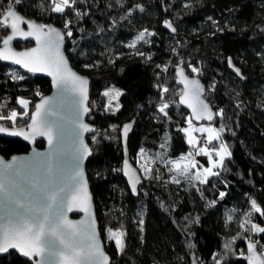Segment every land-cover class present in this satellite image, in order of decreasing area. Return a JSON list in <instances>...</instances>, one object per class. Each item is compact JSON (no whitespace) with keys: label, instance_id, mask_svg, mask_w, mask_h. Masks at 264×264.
<instances>
[{"label":"trees","instance_id":"1","mask_svg":"<svg viewBox=\"0 0 264 264\" xmlns=\"http://www.w3.org/2000/svg\"><path fill=\"white\" fill-rule=\"evenodd\" d=\"M0 4L7 7L8 0H0ZM137 4L144 10L135 9ZM13 6L22 16L64 31L65 20L74 21L70 25L73 36L65 37V52L73 67L90 77L88 120L96 131L86 137L93 154L85 164L86 175L111 264H190V254L200 264H215L214 254H220L221 264H247L239 254H247L243 239L231 250L223 245L238 233L264 243V234H250L241 227L244 214L251 210L250 198L264 209V0H120L119 4L116 0H78L77 7L88 11L79 19L72 10L66 16L51 12L49 0H22ZM129 8L133 9L130 13ZM166 20L172 22L175 33L165 28ZM145 29L155 33L148 38L150 43L128 47ZM6 33L0 29V37ZM30 44L14 43L18 48ZM228 58L240 68L243 78L229 69ZM181 59L186 62L181 65L185 72L205 84V98L212 109L224 110L223 117L211 122L192 118V123L226 127L222 139L232 156L225 162L226 170L209 184L183 179L180 184L172 183L170 177L175 173L169 172L170 163L155 159L159 155L172 161L189 147L186 134L180 131L187 127L186 118L192 117L179 104L182 89L177 84L176 65ZM188 63L200 73H192ZM157 65H168L169 70L164 72ZM13 70L25 78L12 80ZM213 84L215 90H209ZM157 85L168 87L170 92L164 98L175 102L168 109L170 119L158 112L162 100ZM110 88L123 93L118 111L105 110L108 97L103 93ZM50 89L49 79L0 61V102L8 101L7 109L0 111L5 114L11 108L22 111L16 103L22 97L30 101V117L37 100ZM29 117L18 119V125H25ZM0 123L9 126L7 121ZM127 123L131 124L126 140L129 159L142 173L135 161L144 148L151 163L148 167L153 169L152 178L142 173L136 195L122 174L121 129ZM166 135L170 140L161 148ZM35 145L43 146V141ZM29 147L20 139L0 136V154L5 158L27 152ZM157 172L159 179L155 178ZM220 192L226 193L222 199ZM252 222L264 226V217L253 213ZM108 227L125 232L123 253L117 251L114 240H106ZM189 242L195 247L188 248ZM0 264L30 263L12 251L0 257Z\"/></svg>","mask_w":264,"mask_h":264},{"label":"snow or ice","instance_id":"2","mask_svg":"<svg viewBox=\"0 0 264 264\" xmlns=\"http://www.w3.org/2000/svg\"><path fill=\"white\" fill-rule=\"evenodd\" d=\"M86 3L87 0H81ZM119 4L120 0H116ZM22 0H8V6L0 4V29L7 30L9 34L0 37V60L11 61L20 65L30 73L47 72L52 77L53 85L58 89V97L62 103L53 104L52 98L42 97L39 103H35L34 111L30 115V122L25 127H18V119L29 117L28 99L18 97L16 103L22 111L15 108L0 111V121L9 122V126L0 123V134L11 136H22L26 141L35 142L37 137H46L49 150L47 152H36L30 159L12 156L9 160L0 158V254H8L10 249L18 252L32 264H109V256L101 247L100 239L96 231V219L92 214L91 196L88 193L87 181L84 177L83 162L92 154L88 144L84 142V134L96 130L83 120V115L90 112L86 104L88 99V79L74 72L68 64V60L62 51L65 37H72L73 31L70 27L74 23L71 19L64 22V30L57 29L52 25L41 24L29 20L18 13L13 5H19ZM50 11L53 13L67 15L68 10L75 13L77 19L88 15V11H81L77 5L78 0H49ZM111 7V5H109ZM135 9L143 11L142 5H135ZM129 8V13L132 11ZM126 17H122L125 19ZM211 20V17H209ZM215 23V22H213ZM167 28L173 32L171 21H164ZM27 26V30L23 27ZM222 31V30H221ZM215 34V33H213ZM155 33L145 29L128 44L135 48L138 43H150L149 37ZM35 40V47L26 50H15L12 46L16 39ZM175 51V50H173ZM137 55L145 56L143 52L137 51ZM151 59V56H146ZM111 62V61H110ZM186 62L181 59L176 65V73L179 82L183 84L180 92L179 104L187 105L192 109V117L186 118L188 127L180 131L186 134L187 144L195 149L196 155L208 158V167L199 165L194 159L193 153L189 152L181 157V160L189 161L181 167L178 161L164 160L170 163L169 172L175 173L170 177V182L180 184L181 180L198 181L200 184L211 183L212 177H219L222 170H226L225 162L232 156L229 145L222 139L226 127L221 125L219 129L214 126L195 127L192 118L197 120L206 119L211 122L217 116L223 117L224 110L217 109L213 112L211 105L203 97L205 87L195 78L185 75V68L181 65ZM230 67L236 74L241 75L240 69L235 68L231 58H228ZM90 67V65H85ZM162 71L169 70L168 65H157ZM187 67L192 73H200L198 67L188 63ZM160 73H157L159 76ZM12 80H23L25 77L13 70L10 74ZM160 89L162 102L157 106L158 112L163 117H168V109L175 103L166 100L164 94L170 89L163 85H157ZM209 90H215V84ZM78 93L69 97L68 93ZM114 93V94H113ZM123 93L119 89H107L103 95L108 97L105 106L106 111H118L120 108L119 97ZM36 95L40 96L39 92ZM113 101L115 105L113 106ZM8 101L0 102V110L7 109ZM113 131L116 126H112ZM131 124L123 125L121 131L125 141L127 140ZM206 133L205 145L220 141L218 146L209 149L207 146L197 148L200 142L193 133ZM96 141V136L92 137ZM170 140L164 137V143L160 145L165 148ZM140 154L145 157V149H140ZM215 155L216 159H213ZM124 163L125 175L128 176L133 193L137 192L140 177L135 175V170ZM142 171L152 178L153 169L146 164L140 165ZM195 170V171H193ZM156 179H159L157 172ZM226 195L220 192L222 199ZM251 210L246 212L245 220L241 224L248 233L264 234V226L252 222L253 213H259L264 217V209L255 198H250ZM212 204L215 201L210 202ZM74 210L85 214L86 219L74 222L68 219V212ZM233 219L231 215L227 217ZM198 221V218H197ZM246 225H251L246 227ZM107 240H114L117 251L123 253L126 247L125 232L121 229L108 227L105 229ZM243 239L247 245V254L241 251L248 264H264V243L253 239L252 235L238 233L231 241L224 243L225 250H231L232 245ZM188 248H194L195 244L189 242ZM258 249L260 251H258ZM226 255V253H225ZM220 254H214L215 264H221ZM193 264H200L199 258L193 260Z\"/></svg>","mask_w":264,"mask_h":264},{"label":"water","instance_id":"3","mask_svg":"<svg viewBox=\"0 0 264 264\" xmlns=\"http://www.w3.org/2000/svg\"><path fill=\"white\" fill-rule=\"evenodd\" d=\"M23 17H25V18H27V19H29V20H33V19L28 18V17H26V16H23ZM33 21H36V22H38V23H41V22H39V21H37V20H33ZM41 24H42V23H41ZM52 26L56 27L57 29H61V28L58 27V26H55V25H52ZM23 27L25 28V30H27V26H26V25H23ZM165 28H167V27L165 26ZM168 29H170V28H168ZM61 30H62V29H61ZM170 31H171L172 33H175V32H176V31L173 32L171 29H170ZM8 34H9V32L6 33V34H3L2 37L7 36ZM15 42H21V43L31 42V44H30L29 46H25L24 48H18V47H16V46L14 45ZM12 46L14 47L15 50L19 51V50H26V49H28V48L35 47L36 44H35V40L32 39V38H30V39H28V40L16 39V40L13 41ZM0 47H2V44H0ZM62 51H63V53H64V55H65V58L68 60V64H69V66L71 67V69H72L74 72H76L78 75H80V76L85 77V78L88 79V85H87V89H88V99H87V101H86V104H87V106H88L89 109H90V106H89V102H90V99H89V94H90V88H89V86H90V77H88L85 73L79 72L75 67H73V65H72V63H71V61H70V58L67 56V54H66V52H65V41H64V44H63V47H62ZM0 61H1L2 63L10 64V65H12V66H14V67L16 66L18 69H21L23 72L28 73V74H31V75H33V76H35V77L38 76V77H42V78H45V79H49V80H50V84H51V89H50L51 91H50L48 94H46V95H44V96H42V97H50V98H52V103H53V104H57V105H58V104L62 103L61 98L58 97V89H57L56 87H54L52 77H51L50 75H48L47 72L30 73V72H28L26 69L22 68L20 65L13 64L11 61H2V60H0ZM232 64L234 65L233 62H232ZM234 66H235V68H239L237 65H234ZM229 69L232 70L234 73H236L233 67H230V66H229ZM239 69H240V68H239ZM240 72H241V70H240ZM185 75L189 76V78H195V79H198V80L200 81L201 85H203V86L205 87V84H204L203 82H201V80L199 79L198 76H195V75H189L187 72H185ZM236 75H237V74H236ZM237 76H238V75H237ZM238 77H239V78H243L242 73H241V75H239ZM177 84L179 85V87H180L181 89H183V84L179 82V77H178V75H177ZM68 96H69V97L76 96V97L78 98V93H71V92H69V93H68ZM42 97H40V98L37 100L36 103H39V102L41 101V98H42ZM202 98H204V99L206 100V98H205V94H203V97H202ZM206 102H207V100H206ZM180 105L185 106V108L189 111L190 115L192 116V109H191V108H189L187 105H184V104H180ZM212 110H213V109H212ZM33 111H34V108H33V110H32L30 113H32ZM213 112H215V111L213 110ZM90 114H91V110H90L89 113L84 114L82 118H83V120H84L85 123L89 124L91 127H93V128L96 130V126H95V124L93 125V123H91V121L88 120V116H89ZM30 115H31V114H30ZM193 119H194L195 121H197V122H204V121L209 122V121H207L206 119L197 120V119H195L194 117H193ZM214 119H215V118H214ZM214 119H213V120H214ZM29 122H30V117H29V119H28V122H27L25 125H22V126L17 125V126H18V127H25ZM127 124H128V123H127ZM6 126H8V125H6ZM129 132H130V130H129ZM94 133H95V132H90V133H85V134H84V142H85L86 144H88V146H89L90 149H91V147H90V144L87 142L86 137H87L88 135H90V134H94ZM121 134H122V132H121ZM0 136H1V137H5V138L8 137V138H12V139H20V140L23 141L26 145L30 146V147H29V150H28L27 152L19 153V154H13V155L8 156V158H5L2 154H0V158H3V159H5V160H9L12 156H19V157H22V158H25V159H30V158H31L36 152H47V151L49 150V146H48L47 138H46V137H37V138L35 139V142H32V141H26V140H24L22 136H11V135H7V134H0ZM40 141H43V146L38 147L37 145H35L37 142H40ZM122 141H123V144H124V152H125V153H124V158H123V160H122V174H123V176H124V179L126 180V183L128 184L129 188L131 189V184H130V182H129V178H128V176L125 175V171L123 170V169H124V163H123V162L127 159L128 164L131 166V168H132L133 170H135V175H137V176L140 177V183L137 185V190H138V188H139V186H141V183H142V180H143V178H142V173H140V171H139V169L137 168V166H136V165L134 164V162H132V161L129 159V157H128V152H126V141H125V139H124V137H123V134H122ZM92 155H93V154H91L90 156H88V157L84 160L82 167H83V170H84V177H85V179H86V181H87L88 193H89V195L91 196V202H92V209H91V211H92V214L95 216V219H96V208H95V206H94V198L92 197L91 187L89 186L88 176L86 175V165H85L86 162L88 161V159H90V158L92 157ZM131 191H132V190H131ZM132 193H133V192H132ZM136 193H137V192H136ZM136 193H133V195H136ZM0 214H2V213H0ZM67 215H68V219H70V220H72V221H74V222H79V221H82V220H85V219H86L85 214H84L83 212H81V211H77V210H74V211H72V212H68ZM2 222H3V221H0V223H2ZM96 231H97L98 238L100 239V242H101V247L104 249L105 253L109 256V264H111V262H110V261H111V257H110V255H109V253L105 250V244H104V241L102 240V237H101V234H100L99 225H98V219H96ZM246 249H247V247H246ZM12 251H14V252H15L17 255H19L21 258H25V257H23V256L18 252V250L10 249V250H9V253L12 252ZM258 251H259V250H258ZM246 252H247V250H246ZM4 255H6V254H0V257H1V256H4ZM25 259H27V258H25ZM190 259H191L190 264H193V260L196 259V258H195V256H194L193 254H190ZM27 260H28V259H27ZM28 261H29V260H28ZM29 263L32 264L31 261H29ZM247 264H248V261H247Z\"/></svg>","mask_w":264,"mask_h":264},{"label":"rangeland","instance_id":"4","mask_svg":"<svg viewBox=\"0 0 264 264\" xmlns=\"http://www.w3.org/2000/svg\"><path fill=\"white\" fill-rule=\"evenodd\" d=\"M113 94H114V93H113ZM193 125H194L195 127H200V126H205V127H207V126H209V125L214 126V125L209 124V123L198 124V123H194V122H193ZM187 127H188V125H187ZM214 127H216V128L218 129L217 126H214ZM193 135L196 136V137L198 138V140L200 141V142L197 144V148L207 146L209 149H211V148L214 147V146H218V144H219V142H220V141H218V143H216V144L212 143V144L205 145V139H206V136H207L206 133L195 132V133H193ZM198 135H199V137H198ZM189 152H192V153H193L194 159H195L196 161L199 162V165H203V167H208V166H209V164H208V158H207L206 156H203V155H196V154H195V149H193L190 145H189V147L187 148V150H185L184 153H183L181 156H179L178 158L173 159L172 161H178V162H180L181 167H183V165L186 164V163H189V161L181 160V157L184 156V155H186V154L189 153ZM213 159H216L215 155L213 156ZM135 162H137V165H138L139 167H140V165H142V164H146L147 166H149V165L151 164V163L148 161V158H146V157H143V158H142L141 155L138 157V160L135 161ZM170 166H171V164H170ZM140 168H141V167H140ZM193 171H195V170H193ZM141 172H142L143 174H145V173L142 171V169H141ZM145 175H146V174H145ZM106 240H107V239H106Z\"/></svg>","mask_w":264,"mask_h":264},{"label":"built area","instance_id":"5","mask_svg":"<svg viewBox=\"0 0 264 264\" xmlns=\"http://www.w3.org/2000/svg\"><path fill=\"white\" fill-rule=\"evenodd\" d=\"M18 74V73H17ZM198 137H199V135H198Z\"/></svg>","mask_w":264,"mask_h":264}]
</instances>
